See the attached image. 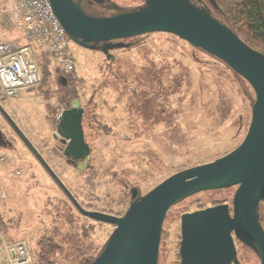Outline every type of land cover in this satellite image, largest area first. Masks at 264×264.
Masks as SVG:
<instances>
[{
    "label": "rangeland",
    "instance_id": "374dc122",
    "mask_svg": "<svg viewBox=\"0 0 264 264\" xmlns=\"http://www.w3.org/2000/svg\"><path fill=\"white\" fill-rule=\"evenodd\" d=\"M191 1L214 17L212 0ZM104 4L89 13L115 16L144 7V0ZM12 5L13 0L0 4V40L24 46L21 29L9 18ZM119 42L127 47L105 56L70 41L76 72L64 87L51 56L37 48L40 84L13 100L0 101L78 204L85 211L116 218L127 212L133 189L143 197L171 176L235 150L247 134L255 101L240 76L175 36L152 33ZM68 107L83 109L82 129L90 149L88 161L77 168L67 164L65 143L56 133ZM0 128L12 142L11 148H0L5 159L0 162L1 246L23 242L31 264H44L38 243L47 239L53 246L47 264H69L66 237L71 235L96 259L114 227L80 215L1 120ZM16 171L19 176L12 175ZM235 191L201 192L170 207L157 264H180L182 215L218 205H227L231 212ZM257 214L264 230V202ZM234 246L238 264H260L259 257L236 239Z\"/></svg>",
    "mask_w": 264,
    "mask_h": 264
},
{
    "label": "water",
    "instance_id": "95a60500",
    "mask_svg": "<svg viewBox=\"0 0 264 264\" xmlns=\"http://www.w3.org/2000/svg\"><path fill=\"white\" fill-rule=\"evenodd\" d=\"M81 1L49 0L73 44L107 55L127 47L119 41L152 33L169 34L224 63L248 83L255 96L247 134L235 150L171 176L143 197L133 189L131 204L121 218L85 211L0 105V115L77 212L114 227L102 252L88 264H157L162 224L169 208L201 192L233 187L232 216L227 205L181 216L180 264H238L233 235L264 264V230L257 214L259 204L264 202V55L191 0H144V7L138 10L106 18L87 15ZM82 115L81 108L66 109L56 128L65 143L63 156L72 166L85 164L90 155ZM11 147L0 132V148Z\"/></svg>",
    "mask_w": 264,
    "mask_h": 264
},
{
    "label": "built area",
    "instance_id": "2783aa9c",
    "mask_svg": "<svg viewBox=\"0 0 264 264\" xmlns=\"http://www.w3.org/2000/svg\"><path fill=\"white\" fill-rule=\"evenodd\" d=\"M7 0H0V4ZM10 20L21 29L24 46L0 40V101H10L22 92L36 88L41 71L35 50L44 49L63 75L75 79V60L70 41L54 16L49 0H13ZM5 159L0 157V162ZM19 176L20 172H13ZM11 254L8 264H31L32 256L23 242L6 246Z\"/></svg>",
    "mask_w": 264,
    "mask_h": 264
},
{
    "label": "trees",
    "instance_id": "16d2710c",
    "mask_svg": "<svg viewBox=\"0 0 264 264\" xmlns=\"http://www.w3.org/2000/svg\"><path fill=\"white\" fill-rule=\"evenodd\" d=\"M212 1L214 6L210 7L213 16L230 28L245 44L264 55V0ZM66 242L71 250L65 257L69 264H88L94 260L89 255V248L76 236H67ZM38 246L41 262L47 264L48 254L50 250L53 251V246L47 239L44 242L41 240Z\"/></svg>",
    "mask_w": 264,
    "mask_h": 264
},
{
    "label": "flooded vegetation",
    "instance_id": "af4514ba",
    "mask_svg": "<svg viewBox=\"0 0 264 264\" xmlns=\"http://www.w3.org/2000/svg\"><path fill=\"white\" fill-rule=\"evenodd\" d=\"M74 2H77L78 0H73ZM95 6H98V7H101V8H103L104 6H105V4L103 3L102 5H97V4H95V3H93V2H90L89 0H82L81 1V8L83 9V11L87 14V15H89V16H92V17H94L93 15H91L89 12H90V10L93 8V7H95ZM110 53V52H109ZM108 53V54H109ZM108 54L107 55H105V56H108ZM69 77L68 76H66V75H63V74H59V82L63 85V87L64 86H67L68 84V82H69ZM67 109H70V107H68ZM66 110V109H65ZM5 112L7 113V115H8V117L12 120V121H14L13 119H12V117L10 116V114L5 110ZM0 120L3 122V124H5L10 130H11V132L13 133V134H15L14 133V131L11 129V127L9 126V123H8V121L6 120V118H3L1 115H0ZM0 132H1V134H2V138H3V140H4V143L5 144H8V145H10V146H12V142L8 139V137L5 135V133L3 132V130L0 128ZM16 135V134H15ZM16 137H17V135H16ZM18 138V137H17ZM67 162V161H66ZM68 164V163H67ZM69 165H71V164H69ZM72 166V165H71ZM74 167L75 168H77L78 166L76 165H74ZM261 204V203H260ZM259 204V205H260ZM219 206V205H218ZM216 207V206H215ZM229 208V207H228ZM229 213H230V215L232 216V211L230 212V209H229ZM234 239H236L235 237H234V235H233V242H234ZM237 240V239H236ZM244 245V244H243ZM235 247V246H234ZM248 248V247H247ZM251 250V249H250ZM255 253V252H254ZM256 254V253H255ZM257 255V254H256ZM180 257V256H179Z\"/></svg>",
    "mask_w": 264,
    "mask_h": 264
},
{
    "label": "crops",
    "instance_id": "0c3cea01",
    "mask_svg": "<svg viewBox=\"0 0 264 264\" xmlns=\"http://www.w3.org/2000/svg\"><path fill=\"white\" fill-rule=\"evenodd\" d=\"M11 259V254L5 249V246L0 244V264H8Z\"/></svg>",
    "mask_w": 264,
    "mask_h": 264
}]
</instances>
